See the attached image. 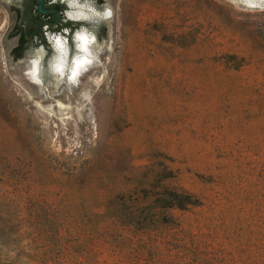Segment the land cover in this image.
Instances as JSON below:
<instances>
[{
  "label": "rangeland",
  "instance_id": "1",
  "mask_svg": "<svg viewBox=\"0 0 264 264\" xmlns=\"http://www.w3.org/2000/svg\"><path fill=\"white\" fill-rule=\"evenodd\" d=\"M26 1L0 0V264H264V2L76 0L105 29L71 82L14 57Z\"/></svg>",
  "mask_w": 264,
  "mask_h": 264
},
{
  "label": "flooded vegetation",
  "instance_id": "2",
  "mask_svg": "<svg viewBox=\"0 0 264 264\" xmlns=\"http://www.w3.org/2000/svg\"><path fill=\"white\" fill-rule=\"evenodd\" d=\"M25 1V0H24ZM72 2L71 0H44L41 7L45 11L39 10V2L36 8H33V13L37 15L34 32L32 35H22L18 40L14 49V57L20 55V51L29 46L33 41L38 42L45 51L44 57L52 53L51 58L57 54L55 48V40L59 38L63 43L65 56L67 61H71L72 57L77 54V38L76 33L85 31L94 35V40L97 41L101 36L102 31L105 29L103 21L92 15L89 11L82 17L75 18V6H68V11L64 8V4ZM86 11V10H85ZM71 14V15H70ZM73 15V16H72ZM86 15V16H85ZM75 16V17H74ZM78 21H82L84 25L77 28ZM22 30L27 31L30 29V24L26 19L21 22Z\"/></svg>",
  "mask_w": 264,
  "mask_h": 264
},
{
  "label": "bare ground",
  "instance_id": "3",
  "mask_svg": "<svg viewBox=\"0 0 264 264\" xmlns=\"http://www.w3.org/2000/svg\"><path fill=\"white\" fill-rule=\"evenodd\" d=\"M244 1L246 4L250 6H255V4H258L260 0H244ZM72 3L75 6L76 0H73ZM74 12L76 16V17L74 16L75 18L82 17L86 13L84 9L81 8L80 9L76 8ZM109 13H110L109 10H106L102 14L104 17H107ZM76 38H77V50L79 53L75 54L72 57L71 61H68L70 63L68 64L69 67L67 72V80L71 82L75 81L80 71L85 67H87V65L94 60V56H95L91 48L89 47V45L94 41V35L89 33L87 34L83 30L80 33H76ZM54 42H55V48L57 50V54L55 55V59L52 63L51 69L53 71L52 73H54L55 75V78H57V80L59 81V79H61L65 73V66L68 59H66L65 56L66 54L64 52L65 50L63 49L62 41L59 38H56ZM30 62H31V66L27 73L28 76L32 79V81L41 83L40 78L38 76L39 57L37 56V58H33Z\"/></svg>",
  "mask_w": 264,
  "mask_h": 264
},
{
  "label": "trees",
  "instance_id": "4",
  "mask_svg": "<svg viewBox=\"0 0 264 264\" xmlns=\"http://www.w3.org/2000/svg\"><path fill=\"white\" fill-rule=\"evenodd\" d=\"M38 0H28L25 3L24 18L30 24V29L27 31H21L22 35H32L34 32L35 24L37 21V15L33 13V8H36ZM197 203V199L190 193L185 191H178L175 189L165 188L158 193L149 207H156L159 209H170V208H185L188 205Z\"/></svg>",
  "mask_w": 264,
  "mask_h": 264
},
{
  "label": "water",
  "instance_id": "5",
  "mask_svg": "<svg viewBox=\"0 0 264 264\" xmlns=\"http://www.w3.org/2000/svg\"><path fill=\"white\" fill-rule=\"evenodd\" d=\"M43 1H44V0H40V2H39V10L42 11V12L46 10L45 8L41 7V4L43 3ZM71 1H73V0H71ZM262 2H264V0L259 1V3H258L257 5H261ZM68 4H69V6H74L72 2H68ZM255 5H256V4H255ZM75 6H76L77 9H80V8H81V9H84L85 4L80 5V4H78L77 1H76ZM84 11H85V9H84ZM85 12L87 13L88 11H85ZM92 12L96 13L95 10H93ZM92 12H91V13H92ZM92 14H93V13H92ZM77 53H79V52L77 51ZM38 57H39V68H40V60H41V56H38ZM54 59H55V55H54V57L50 60V63H49V69H50V71H52L51 66H52V63H53ZM69 63H70V62L67 61L66 66H65V73H64V74H66V75H67V72H68V67H69L68 64H69ZM38 76H39V78H40V82H41L40 69L38 70Z\"/></svg>",
  "mask_w": 264,
  "mask_h": 264
}]
</instances>
